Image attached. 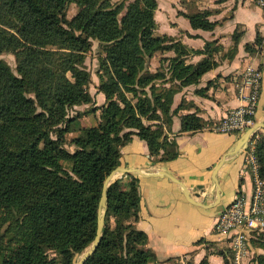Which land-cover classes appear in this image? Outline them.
<instances>
[{
    "label": "trees",
    "instance_id": "1",
    "mask_svg": "<svg viewBox=\"0 0 264 264\" xmlns=\"http://www.w3.org/2000/svg\"><path fill=\"white\" fill-rule=\"evenodd\" d=\"M71 3L78 5V11L67 19ZM123 8L124 3L111 0H0V20H11L14 30L0 22V52H15L18 72L0 59V264H54L50 252L58 254L63 264H73L76 254L94 239L103 182L120 164L121 147L134 136L146 141L152 161L171 160L178 154L159 118L167 116L170 131L169 115L180 109L179 105L169 109L174 94L199 83L216 66L213 54L221 46L213 40L193 49L168 34L156 35L157 0H132L120 14ZM210 15L208 9L184 13L191 27L204 30L216 24ZM240 34L233 32L230 51ZM92 40L103 51L97 74L98 90L106 102L98 124L79 127L67 141L66 133L76 120L68 111L91 99L90 72L83 61ZM249 47L244 46L247 51ZM157 51L173 52L162 58L168 62L166 72L147 69V57ZM191 54L203 56L195 63L186 62ZM147 86L152 99L138 96ZM127 92L137 99L133 101ZM144 118L152 122L146 124ZM179 118L182 131L202 126L194 112ZM256 154L264 177V136ZM106 205L101 240L83 264L153 261L146 234L135 226L140 209L137 177L110 181ZM261 244L264 247V240ZM254 259L264 264V253Z\"/></svg>",
    "mask_w": 264,
    "mask_h": 264
},
{
    "label": "crops",
    "instance_id": "2",
    "mask_svg": "<svg viewBox=\"0 0 264 264\" xmlns=\"http://www.w3.org/2000/svg\"><path fill=\"white\" fill-rule=\"evenodd\" d=\"M194 1L197 10L212 11L209 19L216 21L213 29L191 27L184 16L186 5L176 4L174 8L168 1L164 9L172 11L173 18L165 16L161 24L157 20L158 8L154 13L156 28L163 25V33L188 48L200 49L206 41L213 40L221 46L213 54L216 66L199 83L182 87L174 96L175 107L182 98L188 104L173 116V132L168 133L178 154L171 160L152 161L146 141L134 136L121 147L120 164L111 177L120 181L132 176L138 179L140 209L135 226L147 236L146 246L154 254L152 264H197L201 260L231 264L229 240L215 232L213 226L218 214L237 194H252L254 177L247 167L244 150L249 139L236 149L243 132H217L211 123L240 103L234 80L228 82L222 77L240 75L247 62L261 64L262 81L253 126L255 136L264 135V51L256 55L244 48L246 43L253 42L256 32H264L262 9L248 0ZM235 28L243 33L235 50L230 51ZM171 55L173 52L167 51L161 57ZM202 56L191 54L186 62L195 63ZM187 112L200 117L201 128L193 132L181 130L179 115Z\"/></svg>",
    "mask_w": 264,
    "mask_h": 264
},
{
    "label": "rangeland",
    "instance_id": "3",
    "mask_svg": "<svg viewBox=\"0 0 264 264\" xmlns=\"http://www.w3.org/2000/svg\"><path fill=\"white\" fill-rule=\"evenodd\" d=\"M130 1H132V0H111V2L113 4H118L121 2L124 3V8L120 14H122L124 12L126 4H128V2H130ZM168 1L171 2V5L174 6V8L176 7V4L181 5V6L186 5L187 13H194V12H197L200 10L207 9V8H204V9L201 8V9L197 10L195 8V4H194L195 1L194 0H175L176 1L175 4H173L172 0H157V8H158L157 20H158L159 24H161V22L164 21L165 16H167V18H170V20H172V18H173V16L171 15L172 11L166 12V10L164 9L165 8L164 6L167 5L166 3ZM248 1L255 4L256 6L260 7L262 9L263 16H264V7L262 5H259L255 0H248ZM230 10H232V7L230 8ZM77 11H78V5L76 3L69 4V6L67 7L66 12H65L66 18L71 19L76 14ZM165 12L167 15H165ZM211 13H212V11H211ZM0 22L2 23L1 26H3L4 28H6L7 30H9L11 32H14V30L12 29L13 22L11 20L6 19V18H2L0 20ZM162 27H164V26L159 25L158 29H157L156 23H155L154 33L156 35L163 34V32H165L166 29H165V27L164 28H162ZM235 31L241 32L240 36L243 33V31H240L238 28H235V30L233 32H235ZM256 36H257V38H256ZM248 44H250L248 52L254 53L256 55H261V52L264 51V32L263 33L256 32V35H255L253 42L248 43ZM155 54L156 55L154 56V58H153V56L147 57V62H146L147 69L151 72H153L155 70H160V71L163 70L164 72H166L168 62L166 61L165 58L162 59L163 58V57H161L162 52L157 51V52H155ZM102 55H103V51H102V48L100 47L99 42L97 40H92V46L84 54V61H83L84 62L83 65H84L85 69L90 72V79H89V83L87 85V90L90 94L91 99L88 103H82L79 105H74L68 111L69 115L74 116L76 118V120L74 122V125H72L73 129L66 133V140L67 141H69L73 136H75L79 133V130H78L79 127L81 128V127H86V126H93V125L98 124V122L100 120L101 106L104 105V103L106 102L104 99L103 93L98 90L99 77H98L97 73H98L99 68H100V57ZM0 59L2 61H4L11 68L13 73L18 74V72H17V59H16V55H15L14 51H12V50L1 51L0 52ZM255 65H257L261 70V64L260 63H258V64L256 63ZM240 75H236V76L235 75L234 76L225 75L222 78L228 82H232L234 80V84H235V88H236V83L240 80V77H241ZM67 76L69 78H71L70 73H67ZM211 82H213V81H211ZM167 85L168 84L166 83V86ZM180 89H182V88H180ZM175 94H174V96H175ZM127 95L133 101L137 99V97L133 96V94L130 92H127ZM144 95H146L152 99L151 91H150V88L148 86L145 87L144 90L138 91V96L143 97ZM174 96L172 99V104L170 105V108H169L170 111L172 109L176 108L175 106L177 105L176 104L177 102L174 101L175 100ZM178 104L180 107L188 105V104H186V100L184 98H182V100ZM159 114H161V112H159ZM175 115H177V114H175ZM173 116L174 115H171V116L169 115V117L171 118V121H173ZM166 120H167V116L165 114H161V117L159 118V124L162 125V127L164 128V131L168 135L169 132H173V131H172V128L170 131H167ZM218 120L212 122L211 126L214 127V125L217 123ZM143 122L147 124V123H150L152 121L144 118ZM171 126H172V123H171ZM254 134L255 133H253V135L250 136L249 140L254 141V155H255L257 166H258L257 171H258L259 175L261 176V172H260L261 163H260L259 158L256 154V145L264 135H259V137L258 136L256 137ZM168 138L172 139L169 135H168ZM65 147L70 149V150L72 149V146H70L68 143L65 144ZM261 178L264 179V177H262V176H261ZM112 180H113V178L110 181H112ZM109 223L111 226H113L114 219L112 217H110ZM254 235L255 236H254L253 240L250 241V245L248 246V254H247V257L245 259V264H256V261L254 259L255 256L259 253H264V247L261 244V242L264 240V227L262 229H257L254 232ZM88 248L89 247H87L83 252L76 254L73 264H75L80 259V257L84 254V252ZM228 252L230 255V259H231V264H233L232 263V250L230 247L228 248ZM50 256L54 258V260H55L54 264H63L61 257L58 254H56L54 252H50ZM152 263H153V261L150 260L149 264H152Z\"/></svg>",
    "mask_w": 264,
    "mask_h": 264
},
{
    "label": "built area",
    "instance_id": "4",
    "mask_svg": "<svg viewBox=\"0 0 264 264\" xmlns=\"http://www.w3.org/2000/svg\"><path fill=\"white\" fill-rule=\"evenodd\" d=\"M255 1L264 7V0ZM240 76L236 83L240 103L229 108L212 127L217 132L241 134L254 125L262 71L253 62H247ZM244 150L247 167L254 177L252 194L250 197L237 194L221 210L213 226L215 232L229 240L233 264H245L249 236L254 230L264 227V179L257 171L254 141H247Z\"/></svg>",
    "mask_w": 264,
    "mask_h": 264
},
{
    "label": "water",
    "instance_id": "5",
    "mask_svg": "<svg viewBox=\"0 0 264 264\" xmlns=\"http://www.w3.org/2000/svg\"><path fill=\"white\" fill-rule=\"evenodd\" d=\"M256 127L252 126L251 128H248L245 130L242 135L239 137L235 148L239 149L242 147V145L250 138V136L254 133ZM115 169L112 170L108 176L105 178L101 190V195L99 199V206H98V218H97V225L95 230V236L94 239L89 246V248L84 252V254L80 257V259L75 264H83L86 259L95 251L97 248L103 231L104 226V216H105V210H106V200H107V186L110 183L111 177L114 173Z\"/></svg>",
    "mask_w": 264,
    "mask_h": 264
}]
</instances>
